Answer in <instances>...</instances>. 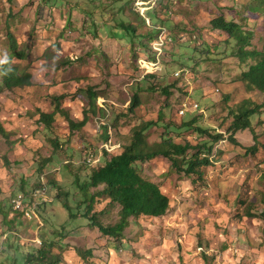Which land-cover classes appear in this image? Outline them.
<instances>
[{"label": "rangeland", "instance_id": "374dc122", "mask_svg": "<svg viewBox=\"0 0 264 264\" xmlns=\"http://www.w3.org/2000/svg\"><path fill=\"white\" fill-rule=\"evenodd\" d=\"M255 1L155 0L146 13L161 18L153 27L136 0H0V64L12 57L11 33L24 55L13 64L34 81L8 90L0 75V123L8 132L0 134V264H40L36 257L28 261L46 241L48 256L60 264H264V109L252 118L253 130L236 135L242 146L258 147L256 153L247 154L226 132L232 107L247 99L264 106V92L250 93L243 82L247 64L237 56L236 39L211 27L223 15L253 31L254 46L262 48L264 12L253 16L248 8ZM123 24L136 32L127 33ZM155 26L166 28L174 42L166 44L159 75L147 79L153 70L141 60L152 58ZM90 88L105 111L72 130L66 114L85 118ZM62 95L66 113L48 128L40 112L54 113V98ZM136 95L140 106L133 114ZM191 102L200 110L181 115ZM143 124H149L150 145L170 137L198 149L211 141L198 128L227 140L213 144L214 165L203 179L176 171L163 156L139 163L141 175L161 188L172 208L160 218L133 217L124 236H105L85 217L89 203L77 180H89L106 153L131 144ZM44 184L43 205L34 208L31 196ZM103 190L93 188L91 195ZM21 194L31 216L23 207L15 210ZM66 198L77 219L65 208ZM95 208L105 226L119 223L122 206L108 196H98Z\"/></svg>", "mask_w": 264, "mask_h": 264}, {"label": "trees", "instance_id": "16d2710c", "mask_svg": "<svg viewBox=\"0 0 264 264\" xmlns=\"http://www.w3.org/2000/svg\"><path fill=\"white\" fill-rule=\"evenodd\" d=\"M135 2V0H131ZM238 2V0H235ZM239 3V2H238ZM248 8L252 11L253 16L260 17L264 12V0H256L255 2H250ZM150 26L153 27L157 24L159 18H155L153 15L150 17ZM161 19V18H160ZM159 19V21H160ZM162 25H164L162 23ZM211 27L214 30L226 31L231 37L236 39L237 56L242 62L247 64V69L243 72L242 80L246 84L249 92L253 91H263L264 92V45L262 48L254 46L253 35L255 34L251 30H245L243 25L239 22L228 20L225 16L220 15L211 20ZM122 28L127 32H136V28L133 26L122 25ZM158 35L154 38H158L161 27H156L153 29ZM156 33V32H155ZM8 39L10 42V48L12 57L5 60L0 64V75L1 83L8 90H13L15 88H21L25 86H33V75L27 71H21L18 66L13 64V58L17 57L19 59H24L23 52L19 49V44L15 37L9 33ZM173 39L167 38L166 44L170 45L173 43ZM153 45V44H152ZM150 47V56L153 59V49ZM166 47V46H165ZM163 48V55H165L166 49ZM159 72L154 74H148L145 77L147 79L156 78ZM88 94L90 96V108L85 111V118L81 121L74 120L69 114H66L71 123L72 130H82L87 125L91 118L105 111L99 106L100 95L96 92L94 88L88 89ZM66 99L65 95L56 96L54 98V105L56 111L54 113H47L44 111L40 112L41 122L45 124L48 128L53 126V123L57 120L58 114L66 113L63 110V101ZM140 106L139 95L134 97L130 113H135ZM264 109V106L256 105L252 100L247 99L241 104L232 107L231 109V119L230 124L227 128V133L230 135L228 140L233 144L243 148L247 154L256 153L258 147H244L241 145L236 135L241 131L253 130V120L252 118L260 114ZM195 124V120L190 124H185L184 127H189ZM149 124H143L137 127L134 131V138L132 143L129 145H121L120 148L112 150L111 154L108 152L107 161L105 164L101 165L92 171V174L86 182H81L80 179L77 183L82 190L84 197L83 203H89V209L85 215L95 227H99L100 231L105 236L120 237L124 236L125 231L131 224V219L133 217H155L160 218L166 216L172 208V200L161 190V188L154 182L145 179L139 171V163H144L152 160L155 157L163 156L172 162V167L189 177H198V179H203V174L205 169L214 165L213 155L215 151V146L213 144H219L220 142L227 140L225 134L213 135L207 130L198 128L201 134H208L210 142H206L198 145V149L190 143L179 144L175 142L170 137H163L162 141L158 144L150 145L145 138V131L148 129ZM0 134L4 137L8 136V132L0 123ZM109 134V131L106 132ZM109 140V138H108ZM195 150L193 154L190 155V151ZM101 163L98 162V164ZM69 165V164H67ZM104 187L102 192L91 195L93 188ZM43 188H48L46 184L40 186V188L33 193L31 197L34 198V208H38L43 205L39 202V199H43L42 195H38V191ZM37 194V195H36ZM2 195V188L0 186V196ZM108 196L113 202L118 203L122 206L121 219L119 223L114 226H105L101 220L94 214L96 211V203L98 196ZM41 198H40V197ZM69 196V194H67ZM22 197V198H21ZM21 198L22 205L17 208L15 203L16 212L22 213L25 207V201H29L27 197L23 194L18 195L16 199ZM24 206V207H23ZM64 206L71 212V217L77 219V213L74 212V207L70 204L69 199H65ZM23 207V208H22ZM13 209V208H12ZM24 212L28 214L34 211L27 210L24 208ZM79 209H81L79 207ZM78 209V210H79ZM252 215V212H249ZM29 216V215H27ZM263 221V236H264V211L260 214ZM43 249L39 250V254H31L28 263H32L34 257L38 258L41 262L40 264H60V261L53 257L50 258L48 255L47 247L49 246V241L41 242ZM80 255L88 259L84 250H79ZM92 255V252H90ZM34 255V256H33Z\"/></svg>", "mask_w": 264, "mask_h": 264}, {"label": "built area", "instance_id": "2783aa9c", "mask_svg": "<svg viewBox=\"0 0 264 264\" xmlns=\"http://www.w3.org/2000/svg\"><path fill=\"white\" fill-rule=\"evenodd\" d=\"M136 4L139 8V12L146 17V13L153 9L155 6L156 2L155 0H136ZM147 18V17H146ZM148 22L150 23V19H148ZM168 38V33L166 28H161L160 34L158 38L155 40V42L152 45L153 49V59L152 60H141L142 66L144 65L148 70L151 69L153 70L154 74L157 73L156 70L158 69V65L161 63V57L163 56V48L166 46V39ZM188 73V72H187ZM179 74V73H176ZM200 110V105L198 103H192L191 106L189 107L187 103L184 104L183 108L180 110L181 115H186L189 113V111H199ZM93 159V158H91ZM94 160V159H93ZM91 160V162H93ZM96 163L100 162V160H95ZM98 161V162H97ZM48 188H43L40 189L37 193L38 195H45L47 193ZM22 198V197H21ZM19 198L18 200H15V203L17 204V208L22 205V200ZM44 199V198H43ZM29 216H31V213H28Z\"/></svg>", "mask_w": 264, "mask_h": 264}]
</instances>
